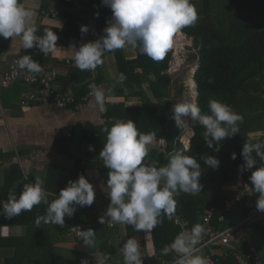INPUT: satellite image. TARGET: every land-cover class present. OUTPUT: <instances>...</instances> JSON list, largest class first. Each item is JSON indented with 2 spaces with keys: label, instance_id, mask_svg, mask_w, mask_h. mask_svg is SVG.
Wrapping results in <instances>:
<instances>
[{
  "label": "crops",
  "instance_id": "0c3cea01",
  "mask_svg": "<svg viewBox=\"0 0 264 264\" xmlns=\"http://www.w3.org/2000/svg\"><path fill=\"white\" fill-rule=\"evenodd\" d=\"M85 2L87 0H77V5H72L69 0H63L62 4L58 0L21 1L26 8L32 9L36 13L34 16V23L37 28L36 35H39L38 33L44 35L45 31H54L57 35L62 30L67 15L79 19L77 27H88L87 33H82L79 38H70L65 46L57 40V48L38 57L36 62L44 68L54 69L57 72L56 85L58 88L71 92L74 98L80 87L96 81V77L100 73L96 85L105 91L104 106L106 111H100L99 106H94V97H91L81 110H75L73 107L61 110L54 105L44 104L24 107L21 106L20 101L30 97L32 93L30 87L14 84L1 90L0 188L5 184L8 172L13 177L14 173L18 172L22 175L21 190L24 183H34L39 178L43 181V187L46 191L47 189L54 190L55 196L58 197L59 192L67 186L68 181H76L80 177V173L76 171V169H80L94 187L95 200L93 205L83 208L77 206V211L73 217H65V220L71 222H81L72 225L66 231L58 232L56 225L47 224L50 244L35 248L33 251L28 250V253L32 252V255L41 259L43 255L49 253L50 249L58 258L79 263L82 260H88L89 264H96L98 254L103 253L109 255L107 264H124L121 247L131 236V238L137 239L140 244L143 264H167L176 253L162 255L160 251H156L150 233L143 230L137 232L131 226L130 234L126 225L107 223V220L101 224L98 220L104 215L110 204L106 190L109 170L104 167L103 160L99 156L106 143L107 133L104 129H110L117 121H122L120 118L123 108L139 107L145 101L158 103L159 100L154 98L147 82L143 83L138 90L137 86H133L132 81H129L128 85L125 86L124 81L119 80L120 72L116 56H118L122 67L124 62L135 60L137 50L131 46L106 54L103 57V64L99 66L100 72L96 70L94 72L80 71L75 66L76 49L83 43L100 39L104 35L103 29L108 26L110 21L107 19L106 25L102 26L97 13L88 9L84 5ZM191 3L195 5L198 12V20L195 24L203 20L205 15H208L211 18V23L215 22L217 18L219 24H224L225 27L235 23L239 29L264 28V0H191ZM47 8L57 9L59 15L53 19L42 17L41 11ZM233 28L235 27L229 29ZM8 42L6 49L0 53V74L6 73L13 59L27 54V49H22L19 37H14L12 40L10 38ZM87 73L89 78L81 81L80 78ZM120 90L127 95H120ZM255 96H257L256 93L252 95L253 98ZM248 104V110L251 109L250 112L255 113L251 117L256 119L249 121L250 125L244 129L242 136L255 143L258 137L264 136V109L255 107L254 100L249 101ZM105 112L111 116H106ZM246 113L247 111L243 109V115H241L243 120L246 119ZM169 127V121H167L166 131L170 130ZM88 141L95 142L93 144L94 151L89 150ZM149 149H153V144L149 146ZM11 183L15 184L13 181ZM258 195L254 191L242 192V186L240 188L238 186L237 190L225 191L223 193L224 203L225 201H232L231 212L225 216V223H233L241 213L253 208L256 205ZM257 221L264 225V215L259 217ZM87 229L96 232L95 247L90 249L83 244L81 237L77 235L80 230ZM27 234L26 226H0L1 239L23 238ZM245 234L240 229L234 231L229 246L225 248L229 255L241 249L240 241ZM250 238L257 250L261 251V253L259 250L257 252L260 257V264H264V262L262 263L264 256L263 239L255 236ZM223 249L221 248V250ZM14 252L13 248H0V264L11 259ZM220 253L221 251L219 256ZM24 264L28 263L24 261Z\"/></svg>",
  "mask_w": 264,
  "mask_h": 264
},
{
  "label": "clouds",
  "instance_id": "9594fccd",
  "mask_svg": "<svg viewBox=\"0 0 264 264\" xmlns=\"http://www.w3.org/2000/svg\"><path fill=\"white\" fill-rule=\"evenodd\" d=\"M102 5L111 9L112 17L103 29L104 35L81 44L75 51V66L80 71L94 72L103 64V57L131 46L154 62L163 61L174 46V36L183 29L193 26L198 20V12L191 0H101ZM35 11L26 8L20 0H0V37L5 40L19 37L22 49L38 50L43 54L57 48L59 37L54 31H45L37 36L34 23ZM98 15V13H97ZM81 33L89 31L82 26ZM21 71L39 73L42 66L30 55L17 59ZM126 76L121 73L122 82ZM212 82L211 80L209 81ZM89 95L94 97L100 111L104 106L105 91L95 84L90 85ZM210 114H202L198 105L190 102H178L173 105L172 119L178 127H185V117L199 123L204 129V141L209 148L220 144L226 138L239 133V123L243 117L229 105L218 100H209ZM2 123V121H0ZM107 133L106 143L99 153L104 167L108 171L107 196L110 204L99 223L133 226L137 232L150 233L163 223V218L172 220L176 215L177 192L195 195L202 191L200 183L201 165L197 157L176 152L171 155L167 165L157 168L147 160L149 146L155 141L154 133H141L136 124L128 119L117 121ZM162 142V141H161ZM90 151L95 149L89 146ZM219 148H214L218 151ZM258 157L264 161V142H245L242 148L244 164L241 171L256 168L249 177L252 190L258 193L256 208L264 212V167H257ZM232 159H236L235 153ZM199 160L213 170L218 169L220 161L214 156H200ZM49 193L43 187V181L37 178L34 183H24L22 191H9L7 201H0V216L7 219L17 217L22 212H31L34 206L47 205L46 214L37 217L36 224L65 225V217H73L77 206H92L95 200L93 185L81 175L76 181H68L59 196L48 199ZM6 227V226H5ZM206 229L195 224L190 230L181 231L170 245L164 246L162 255L170 251L177 254L175 264H209L207 257L197 254L198 245ZM81 240L87 248L95 247L96 232L92 229L80 230ZM124 264H143L142 251L137 239L129 238L121 247ZM108 254L99 253L96 264H107ZM81 264H89L82 260Z\"/></svg>",
  "mask_w": 264,
  "mask_h": 264
},
{
  "label": "trees",
  "instance_id": "16d2710c",
  "mask_svg": "<svg viewBox=\"0 0 264 264\" xmlns=\"http://www.w3.org/2000/svg\"><path fill=\"white\" fill-rule=\"evenodd\" d=\"M58 1L60 4L63 3V0ZM84 5L98 13L102 26L106 25L107 19L111 20V9L103 6L101 0H87ZM77 22H79L78 18L71 15L66 16L64 26L57 34L58 40L61 41L63 46L67 44L70 38H79L82 35L81 28L77 27ZM219 23L217 18L215 22L211 23V18L205 15V18L194 26L182 30V33L187 36L194 37L195 44L199 46L198 67L193 73V80L196 83V104L200 107L202 114H210L209 100H218L225 103L233 110H236V113L243 112V109L247 110L248 108L242 107L248 103L246 97L250 88L249 84L255 77L260 76L264 70V28L239 29L233 23L229 24L228 27L235 28L229 29L224 24L222 27ZM222 28H226L227 31H223ZM38 34L43 36L42 33ZM179 35L183 36L180 32L175 36ZM9 40L10 38L5 40L0 37V53L6 49ZM116 57L120 74L123 73L126 76L124 80L125 86L128 85L129 81H132L134 83L133 86H137V89L140 90L141 85L147 82L154 98L159 100L158 103L145 101L139 107L123 108L122 106L120 118L122 121L126 122L130 119L136 124L139 132L145 134L154 133L155 137L164 138L167 141L165 151L169 153L168 156L163 150H157L153 147V149L149 150L147 160L159 168L168 164L171 155L176 152H182L184 155L197 157L201 170L216 171V174L201 173L200 183L203 187L200 193L191 195L177 192L175 194L176 215L183 220L189 221L190 225H195L198 222V215L206 209L213 208L216 217L225 214L223 193L230 189L237 190L238 186L239 188L242 186L244 174L241 171V167L244 161L241 153L244 143L251 141L236 134L238 136H235V138H226L220 144L209 148L204 141L203 133L205 129L194 121L192 127L194 135L190 139L188 150H185L178 141L174 145L173 139L177 135V128L166 131L169 107L163 101L166 94L165 88L168 86L170 78L166 73L170 54L167 53L163 61L154 62L137 50V58L133 61L124 62L123 67L119 62L118 56ZM96 71L100 72L99 66ZM98 76L96 81L87 83L76 91V102H79L85 94L91 91V84H97ZM87 78H89L88 73L81 77L80 80L85 81ZM210 80L212 81L211 83L209 82ZM123 93V91H119L120 95H127ZM251 94L255 95L253 92ZM133 95L136 94L133 93ZM257 99L260 100V98ZM105 114L108 116V113L105 112ZM87 126L89 127V125ZM189 135L191 134L183 136L185 144H187ZM241 137L246 138L244 143L240 140ZM255 142H260V140ZM94 143L88 141V146L94 147ZM236 145H239L240 148L235 154L236 159H232V153L236 151ZM214 148H219V150L214 151ZM204 155L214 156L218 159L220 161L218 169H210L203 160H199V157ZM229 156L231 159H227ZM76 171L80 173L79 176H84L82 170L76 169ZM21 178L22 175L18 172L14 173V177L10 172L7 173L5 184L0 188V201L6 202L8 193L12 189H16L17 195L20 194L22 191L20 189ZM12 181L16 185L11 183ZM47 192L49 193L48 199L50 202L56 198L54 190L47 189ZM46 208L47 205L44 204L34 206L31 212H22L21 215L11 219L0 216V226H26L28 229L27 236L23 238H0V248H13L15 250L14 256L11 259H7L4 264H24V261L28 264H81L72 260L58 258L50 249L49 253L42 256L43 259L32 255V252L28 253V250L33 251L35 248L48 246L51 242L47 224L43 222L40 225L36 224L37 217L46 214ZM0 210H2V206H0ZM80 223L65 220V225H56V229L58 232H62L70 229L72 225ZM213 225L219 227L215 220ZM126 227L131 234V226L126 225ZM239 229L247 235L249 234V237L253 238L255 236L263 239L264 242V225L259 221L244 224ZM179 233V230L174 227L172 220L164 217L163 223L150 232L155 250L161 252L164 246L170 245ZM218 259L219 261L216 264H239L232 255L221 256Z\"/></svg>",
  "mask_w": 264,
  "mask_h": 264
},
{
  "label": "built area",
  "instance_id": "2783aa9c",
  "mask_svg": "<svg viewBox=\"0 0 264 264\" xmlns=\"http://www.w3.org/2000/svg\"><path fill=\"white\" fill-rule=\"evenodd\" d=\"M69 2L72 5H77V0H69ZM58 15L59 11L57 9L47 8L46 10L44 9L41 11V16L46 19H53ZM26 55H30L35 62L38 57L44 56V54L35 47L33 49H27ZM17 59L18 58L11 61L6 73L0 74V91L9 88L14 84L30 87L32 89V93L29 98H25L20 101L21 106L29 107L31 105L44 104L54 105L61 110L68 109L70 107H73L75 110H81L83 106L91 99L92 96L89 95V92L84 95L79 102H76L71 92L58 88V86L56 85L57 72L54 69H47L42 67V70L39 73H29L27 71H21L18 69V66L16 64ZM194 104H196V102ZM184 119L187 126L183 127L184 130L181 134H178L174 137L173 143L175 145L178 141L183 145L185 150H188L190 139L194 135V131L192 128L194 125V121L191 119V117H185ZM185 128L190 129L192 132L188 137L187 144H185V142L183 141ZM258 140H260V142H264V136L258 137ZM153 147L157 150H163L166 153L165 150L167 147V141L165 139H155ZM168 154L169 153H166V156H168ZM253 156L257 160V167H264V161H260L258 157H255V153H253ZM255 170L256 168L253 167L250 170L243 171L244 179L242 181V192L250 193L253 191V186L249 177ZM231 204V200L225 201V214L218 215V217H216L213 208L206 209L198 215L197 223L202 224L206 231L198 245L199 251L197 254L207 257L209 260V264H216L219 261L218 257L229 255L226 252L225 248L229 246L230 240L233 237L234 231L236 229H239L244 224L257 221L259 217L264 215V212L258 211L255 205L248 211L241 213V215L233 223L226 224L225 216L226 214H229L231 212ZM214 220L219 227L213 225ZM172 222L173 225L179 230V232L190 230L193 226L190 225L189 221L183 220L177 215L173 217ZM77 235L81 237L80 232L77 233ZM221 248L224 249L221 250ZM240 248V250L231 253L239 264H260V257L257 249L255 248L251 238L247 234L242 236L240 241ZM220 251L221 253L219 256ZM171 253H173V251H170L168 254ZM177 258V254H174L172 260L167 264H175V260Z\"/></svg>",
  "mask_w": 264,
  "mask_h": 264
},
{
  "label": "rangeland",
  "instance_id": "374dc122",
  "mask_svg": "<svg viewBox=\"0 0 264 264\" xmlns=\"http://www.w3.org/2000/svg\"><path fill=\"white\" fill-rule=\"evenodd\" d=\"M221 23H224V22H221ZM221 26L223 27V24H221ZM222 29L223 31H227L226 28H222ZM181 34L183 35V40H184L182 46H179L178 48L173 46V48L170 49L168 52L170 54V60L168 62L166 73L169 75L170 78H169V84L165 88L167 95L165 94V97L163 98L164 103L169 107V115H168V121H169V126H170L169 128L170 130L173 128H177V135L181 134L184 128L183 127L180 128L175 124V121L172 119V115H173L172 108H173V105L178 102H190V103L196 102V97H197L196 90H195L196 86L189 84V80L190 79L193 80V73H194V69L198 65V56H199V46L195 44L194 37L186 36L184 35V33H181ZM172 68H174L175 70L173 69L174 70L173 71ZM249 85H250V88L248 90L247 97H246L248 99V102L251 100H254L255 107L264 109V70L262 71V74H260V76L255 77V79L251 81ZM251 92L256 93L257 96L253 98ZM257 98H260V100ZM249 104L248 103L245 104V106L242 108H249ZM246 111H247V113L245 114L246 119H244L243 122L239 123L238 125L239 126V133H238L239 137L244 135V129L246 127H249L250 125L249 121L256 119L255 117H251L255 115V113L250 112L251 109L250 110L247 109ZM237 113L240 115H243L242 111L237 112ZM191 133L192 132L187 133L185 131L184 135H188ZM238 135H234L233 138H235V136H238ZM244 139L246 138H242V137L240 138V140H242L243 143L245 142ZM239 148L240 146L236 145L235 146L236 151H234L233 153L236 154ZM227 159H231V157L229 156ZM205 170L206 171L202 170L201 173L216 174V171H211L212 172L211 173V172H208L209 170L207 169ZM254 246L256 247V245ZM259 252L261 253L260 250ZM263 262H264V256L262 258V263Z\"/></svg>",
  "mask_w": 264,
  "mask_h": 264
},
{
  "label": "bare ground",
  "instance_id": "6f19581e",
  "mask_svg": "<svg viewBox=\"0 0 264 264\" xmlns=\"http://www.w3.org/2000/svg\"><path fill=\"white\" fill-rule=\"evenodd\" d=\"M183 37H175L174 36V46L176 47V48H178L179 46H182V44H183ZM187 42V41H186ZM172 70H173V68H172ZM190 78V77H189ZM188 80V79H187ZM188 84V83H187ZM189 84H191V85H194V81L192 80V79H190L189 80ZM185 131L187 132V133H190L191 132V130L190 129H187V128H185Z\"/></svg>",
  "mask_w": 264,
  "mask_h": 264
},
{
  "label": "water",
  "instance_id": "95a60500",
  "mask_svg": "<svg viewBox=\"0 0 264 264\" xmlns=\"http://www.w3.org/2000/svg\"><path fill=\"white\" fill-rule=\"evenodd\" d=\"M197 67H198V65H197ZM197 67H196V68H197ZM194 85L196 86V83H195V82H194ZM196 93H197V92H196ZM196 105H197V104H196Z\"/></svg>",
  "mask_w": 264,
  "mask_h": 264
}]
</instances>
